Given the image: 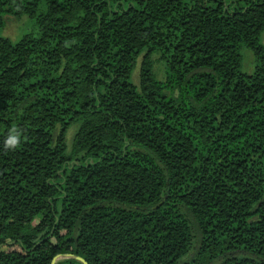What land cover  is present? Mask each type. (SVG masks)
Wrapping results in <instances>:
<instances>
[{
  "label": "trees",
  "instance_id": "obj_1",
  "mask_svg": "<svg viewBox=\"0 0 264 264\" xmlns=\"http://www.w3.org/2000/svg\"><path fill=\"white\" fill-rule=\"evenodd\" d=\"M263 32L264 0H0V264H264Z\"/></svg>",
  "mask_w": 264,
  "mask_h": 264
},
{
  "label": "rangeland",
  "instance_id": "obj_2",
  "mask_svg": "<svg viewBox=\"0 0 264 264\" xmlns=\"http://www.w3.org/2000/svg\"><path fill=\"white\" fill-rule=\"evenodd\" d=\"M5 27L2 32V36L5 38H8L12 42H16L21 35H23L26 32H29L32 30L31 23L27 18H6L5 19ZM261 41L262 44L264 45V32L261 35ZM242 54V71L244 73H250L253 65H254V58L250 52L247 50L243 49L241 51ZM140 60L141 58L138 59L136 67L132 71V81L134 84L138 83V73H139V66H140ZM154 60V58H153ZM163 65L162 63H155L154 69L155 73L157 75L158 79L163 78ZM75 132L74 130H71L68 135V141L71 140L73 134Z\"/></svg>",
  "mask_w": 264,
  "mask_h": 264
},
{
  "label": "clouds",
  "instance_id": "obj_3",
  "mask_svg": "<svg viewBox=\"0 0 264 264\" xmlns=\"http://www.w3.org/2000/svg\"><path fill=\"white\" fill-rule=\"evenodd\" d=\"M5 143H6V147L14 148L18 143V138L16 135H9Z\"/></svg>",
  "mask_w": 264,
  "mask_h": 264
},
{
  "label": "water",
  "instance_id": "obj_4",
  "mask_svg": "<svg viewBox=\"0 0 264 264\" xmlns=\"http://www.w3.org/2000/svg\"><path fill=\"white\" fill-rule=\"evenodd\" d=\"M77 260H78L79 262H81L82 264H86V263H85L82 259H80V258H77ZM54 261H55V260H53L51 264H54Z\"/></svg>",
  "mask_w": 264,
  "mask_h": 264
}]
</instances>
